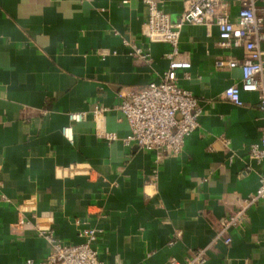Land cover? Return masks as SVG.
<instances>
[{
    "label": "crops",
    "instance_id": "1",
    "mask_svg": "<svg viewBox=\"0 0 264 264\" xmlns=\"http://www.w3.org/2000/svg\"><path fill=\"white\" fill-rule=\"evenodd\" d=\"M157 1L172 20L185 7ZM224 1L235 21L238 4ZM146 18L143 0H0V264L44 259L40 229L80 243L85 227L99 229L100 264L182 263L197 248L206 249L205 264H264V200L245 206L230 243L215 239L264 173L249 158L264 126L257 93L230 102L223 91L240 82V69L213 65L245 51L220 47L215 25H182L179 58L191 68L177 78L200 114L182 151L156 164L153 153L123 143L128 126L115 108L121 91L167 68L170 46L147 41ZM124 40L151 60L130 55ZM96 103L110 108L104 126L117 138L98 137L88 114L66 139L67 113Z\"/></svg>",
    "mask_w": 264,
    "mask_h": 264
},
{
    "label": "built area",
    "instance_id": "2",
    "mask_svg": "<svg viewBox=\"0 0 264 264\" xmlns=\"http://www.w3.org/2000/svg\"><path fill=\"white\" fill-rule=\"evenodd\" d=\"M238 4L236 20L229 19V3L224 0H185V7L177 20H172L157 0H143L147 7V18L143 24L147 41L166 42L170 49L165 53L167 68L156 79L150 80L137 90H124L119 93L115 108L127 123L128 133L123 138L125 145L137 147L154 154V162L160 163L166 155L179 154L185 138L197 127L200 107L193 94L180 86L178 70H189L191 62L180 59L178 47L181 27L184 23L215 25L218 29V43L222 48L242 47L245 51L241 59L231 56L217 57V69L238 67L241 79L238 84L227 86L223 95L235 105H242L240 93L256 92L258 107L264 113V9L257 11L260 0H234ZM130 55L150 61L148 52L135 44H130ZM115 53V51H112ZM185 77L189 75L186 72ZM109 107L94 104L91 109L67 113L70 124L62 127V135L72 141L78 123L91 114L95 134L113 141L117 135L105 129V117ZM249 158L264 164V126L259 141L250 145ZM264 200V173L259 177L255 190L243 198V205L224 217L216 229L215 239L230 243V230L242 221L245 206ZM99 234L94 227L81 228L80 243H68L55 237L52 229H40L49 250L42 260L26 259L23 264H100L93 246ZM172 241L169 242L171 244ZM205 248L194 249L191 256L182 263L175 259L170 264H205Z\"/></svg>",
    "mask_w": 264,
    "mask_h": 264
}]
</instances>
